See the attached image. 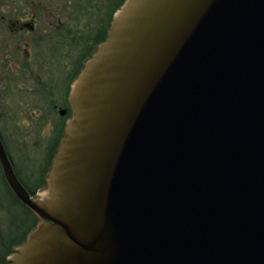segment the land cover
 I'll list each match as a JSON object with an SVG mask.
<instances>
[{
    "label": "water",
    "instance_id": "95a60500",
    "mask_svg": "<svg viewBox=\"0 0 264 264\" xmlns=\"http://www.w3.org/2000/svg\"><path fill=\"white\" fill-rule=\"evenodd\" d=\"M68 99L6 264H264V0H123Z\"/></svg>",
    "mask_w": 264,
    "mask_h": 264
},
{
    "label": "flooded vegetation",
    "instance_id": "af4514ba",
    "mask_svg": "<svg viewBox=\"0 0 264 264\" xmlns=\"http://www.w3.org/2000/svg\"><path fill=\"white\" fill-rule=\"evenodd\" d=\"M122 1L0 0V100L6 99L11 108L16 97L21 118L48 125L45 129L51 133L53 113L60 118L69 116L70 83L91 47L104 38L110 18ZM28 79L34 86L27 84ZM58 82L64 83L62 90H56ZM62 126L42 149L43 161L51 159ZM44 165L38 166L37 180L44 179ZM28 176L32 178V172Z\"/></svg>",
    "mask_w": 264,
    "mask_h": 264
},
{
    "label": "rangeland",
    "instance_id": "374dc122",
    "mask_svg": "<svg viewBox=\"0 0 264 264\" xmlns=\"http://www.w3.org/2000/svg\"><path fill=\"white\" fill-rule=\"evenodd\" d=\"M0 32H3V27L0 28ZM27 81H29L27 82L28 85L34 86V82L29 79ZM63 87L64 83L58 82L56 90H62ZM16 100L17 98L13 97L11 108L8 106L6 99L0 100V133L7 153L11 157L13 169L17 177H19L20 181L30 189L32 195H35L37 192L35 193L34 191L37 187H40L39 190L41 192L45 189V187L42 186L44 180H42V178L41 181L36 179L38 176L36 174V171L38 172V166L45 163L42 172V177H45L48 168L45 166L47 164L49 165L51 162L50 157H48L46 162L42 160V149H45L48 145L50 135H53L54 131L57 133L62 124L64 126L65 120L69 116L67 115V117L60 118L55 113H53V116L51 114L53 130L50 133V131L45 129L48 128V125L41 126L38 121L22 119L21 115L18 113L20 108L15 102ZM5 103H7V106ZM4 109H7V117H5V112H3ZM28 121L29 124L26 125ZM60 122L61 125L59 126ZM37 140H39V142ZM37 143H43V145L40 146ZM30 172H32L33 179L28 176ZM11 194L0 169V255H4L6 251V248L1 242H12V240L23 235L27 231V228H29V225H35L37 222L36 217L34 219V213H26L22 205L12 200Z\"/></svg>",
    "mask_w": 264,
    "mask_h": 264
},
{
    "label": "trees",
    "instance_id": "16d2710c",
    "mask_svg": "<svg viewBox=\"0 0 264 264\" xmlns=\"http://www.w3.org/2000/svg\"><path fill=\"white\" fill-rule=\"evenodd\" d=\"M22 182V181H21ZM23 183V182H22ZM11 192V191H10ZM29 192L32 194V192L29 190ZM12 195V200H14L17 204H19V205H22L18 200H16L15 199V197L13 196V194H11ZM22 207H23V209H24V211L26 212V213H32L33 214V212H31L30 210H28L27 208H25L23 205H22ZM34 216V219H35V215H33ZM36 219H37V217H36ZM36 221V220H35ZM34 222V221H33ZM35 223V222H34ZM27 225H29V224H27ZM34 224H31V226L29 225L28 227L29 228H27V231L23 234V235H21V236H19V237H17L16 239H14V240H12V242H7V243H4V242H1V243H3V246L6 248V251H5V254L4 255H0V264H6V261L4 260L5 259V256L8 254V253H10V251H11V249H12V247L14 246V245H17V244H19V243H21L24 239H25V237H26V235H27V233H28V231L31 229V227L33 226Z\"/></svg>",
    "mask_w": 264,
    "mask_h": 264
}]
</instances>
